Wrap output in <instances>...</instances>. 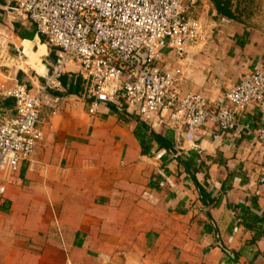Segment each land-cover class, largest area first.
<instances>
[{
    "label": "crops",
    "instance_id": "1",
    "mask_svg": "<svg viewBox=\"0 0 264 264\" xmlns=\"http://www.w3.org/2000/svg\"><path fill=\"white\" fill-rule=\"evenodd\" d=\"M231 1L236 16L223 21L211 0H198L195 17L206 41L182 55L165 47L159 61L174 74L176 89L201 93L211 106L264 63V0ZM12 3L0 0V49L9 55L0 62V83L33 90L57 48L35 23L8 10ZM86 88L72 65L63 90L49 92L56 112L47 104L39 111L43 139L18 173L1 180L0 264H264L256 104L234 130L206 122L194 147L165 118L150 126L137 115L130 119L122 100L91 114ZM14 103L0 96V121L14 115ZM140 121L174 149L156 141L145 147Z\"/></svg>",
    "mask_w": 264,
    "mask_h": 264
},
{
    "label": "built area",
    "instance_id": "2",
    "mask_svg": "<svg viewBox=\"0 0 264 264\" xmlns=\"http://www.w3.org/2000/svg\"><path fill=\"white\" fill-rule=\"evenodd\" d=\"M197 2L13 0L8 10L35 23L47 44L57 48V57L33 90L24 82L0 83V96L15 100L14 115L0 121V195L6 192L4 174L18 173L43 139L39 111L47 104L56 112L57 100L49 92L63 90V76L74 64L86 77L91 114L122 100L125 111L148 126L165 118L194 147L206 122L234 130L246 108L256 104L261 112L257 141L264 152V63L226 87L213 106L201 93H181L174 74L160 67L163 48L182 55L206 41L203 22L190 13ZM5 52L0 49V62L9 57ZM259 182L264 185V174Z\"/></svg>",
    "mask_w": 264,
    "mask_h": 264
},
{
    "label": "trees",
    "instance_id": "3",
    "mask_svg": "<svg viewBox=\"0 0 264 264\" xmlns=\"http://www.w3.org/2000/svg\"><path fill=\"white\" fill-rule=\"evenodd\" d=\"M217 11L222 14L223 16H227V18L229 17H235V13L232 11V7H231V0H211ZM141 123V131L139 130V132H142V136H140L142 139V144L146 147L151 148L152 147V142L156 141L157 144H159L160 146L164 147L166 150H173L174 149V145L171 141V139L165 137L163 134L161 133H156L155 131H152L143 121H140ZM150 129V131H149ZM181 162H183L185 164V167L190 170V164L187 161L181 160ZM193 179L195 181V184L197 186V188L199 189V193L201 195V199L202 201L206 204L208 203V201L206 199H204L205 196V190L203 189V187L200 185V183L198 182V180L193 176Z\"/></svg>",
    "mask_w": 264,
    "mask_h": 264
},
{
    "label": "rangeland",
    "instance_id": "4",
    "mask_svg": "<svg viewBox=\"0 0 264 264\" xmlns=\"http://www.w3.org/2000/svg\"><path fill=\"white\" fill-rule=\"evenodd\" d=\"M190 1L189 0H185V3L187 4V5H189L190 3H189ZM190 13L193 15V16H196V15H198V10L196 9V7H194V8H190ZM130 119H135L136 117L134 116V115H131L130 117H129Z\"/></svg>",
    "mask_w": 264,
    "mask_h": 264
}]
</instances>
